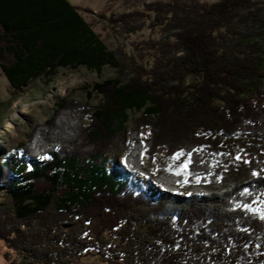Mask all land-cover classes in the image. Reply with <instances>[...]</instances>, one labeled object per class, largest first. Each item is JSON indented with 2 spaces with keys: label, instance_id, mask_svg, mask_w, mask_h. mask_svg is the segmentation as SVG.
<instances>
[{
  "label": "trees",
  "instance_id": "1",
  "mask_svg": "<svg viewBox=\"0 0 264 264\" xmlns=\"http://www.w3.org/2000/svg\"><path fill=\"white\" fill-rule=\"evenodd\" d=\"M81 12L69 0H0V67L14 91L67 68L117 72L95 84L96 107L58 99L23 156L0 166L6 261L264 264V0L125 13L114 26L128 35L148 22L161 33L130 55ZM162 152L175 166L151 170Z\"/></svg>",
  "mask_w": 264,
  "mask_h": 264
},
{
  "label": "rangeland",
  "instance_id": "2",
  "mask_svg": "<svg viewBox=\"0 0 264 264\" xmlns=\"http://www.w3.org/2000/svg\"><path fill=\"white\" fill-rule=\"evenodd\" d=\"M77 6L94 30L102 36L108 48L112 50L125 49L130 55L134 51L135 45L150 40H160L159 29L151 27L148 22L145 29L137 34L128 35L114 26L115 21L129 12L147 13V8L153 3L168 0H69ZM205 3H215L220 0H200ZM150 52H141L142 60L151 59ZM137 55V54H136ZM117 72L109 68L104 69L102 74L91 72L82 67L78 70L64 69L58 77L52 81H36L27 88L24 93H18L11 88V85L0 67V166L12 154L23 156L22 146L30 141V135L39 125L45 124L53 117L56 103L60 98H69L79 102H89L96 107L100 104L102 96L95 91L97 83L116 78ZM216 107L220 104L215 103ZM19 150V151H18ZM249 160L247 156L240 157ZM122 159H118L122 163ZM149 162V161H148ZM171 158L165 152L160 153L157 158L150 161L149 167L155 171L169 166H175ZM176 162L184 163L181 158ZM138 181V182H136ZM145 189L150 197L158 194L159 187L153 185L146 177H136L134 184ZM136 184V185H137ZM12 207L9 195L0 189V208ZM264 211V210H262ZM8 252L3 241H0V264H10L4 258ZM14 257V256H13Z\"/></svg>",
  "mask_w": 264,
  "mask_h": 264
}]
</instances>
